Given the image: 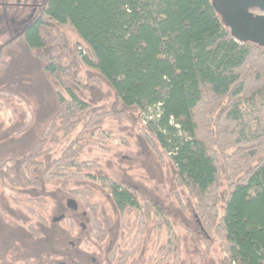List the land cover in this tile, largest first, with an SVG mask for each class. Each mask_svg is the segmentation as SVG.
Segmentation results:
<instances>
[{"label":"trees","instance_id":"trees-1","mask_svg":"<svg viewBox=\"0 0 264 264\" xmlns=\"http://www.w3.org/2000/svg\"><path fill=\"white\" fill-rule=\"evenodd\" d=\"M32 2L27 16H13V46L1 47L0 77L9 67L5 51H20L22 43L52 91L54 112L24 158H0V187L37 191L39 169L44 186L77 203L76 213L57 211L65 216L60 223L75 224L77 214L83 220L85 213L87 232L103 241L106 231L91 201L97 188L120 220L131 213L142 227L156 215L157 229L171 237L162 207L141 205L132 188L92 175L95 164L81 159L88 146L102 151L109 144L126 145L103 129L107 117L153 110L154 118L140 127L141 138L169 160L177 185L194 200L198 233L218 241L222 264H264V48L237 42L213 0ZM77 47L87 55H73ZM91 85H105L118 111L90 104L85 96ZM10 101H18L25 116L8 139L27 133L35 121L22 96L0 89V103L7 109ZM51 135L72 137L44 166ZM31 212L45 227L41 214Z\"/></svg>","mask_w":264,"mask_h":264},{"label":"rangeland","instance_id":"rangeland-1","mask_svg":"<svg viewBox=\"0 0 264 264\" xmlns=\"http://www.w3.org/2000/svg\"><path fill=\"white\" fill-rule=\"evenodd\" d=\"M68 37L72 40L71 35ZM6 39L7 35L0 38L1 41ZM24 53H22V49L18 52L13 51L11 65L5 74L6 80L0 79V87H7L22 96L30 105L35 121L27 133L8 139L16 127L21 125L25 116L24 109L18 101L8 102L7 109L0 103V158L12 156L19 159L24 158L27 150L37 140L44 123L54 112L52 91L40 74L38 63L32 58L30 59V55H27L26 52ZM71 53L87 55V51L82 47L72 48ZM88 73V71L84 72L83 76L87 77ZM85 98L97 109L109 112L118 111L116 100L105 85L101 89L94 85L89 86L88 95ZM11 113H13V119H11ZM154 114L153 110H149L138 117L136 113L129 111L123 117H107L103 129L124 138L126 145L109 144L102 151L96 147L88 146L84 149L81 159L95 164L96 168L91 170L92 175L107 177L132 188L137 193L141 205H145L149 201L162 207L173 230L179 236H185L187 232L197 234L193 213L194 200L177 185L175 172L169 160L164 156L160 158L141 138L140 127L142 124L144 125L143 121L154 118ZM69 138L49 136L46 148H50V151L41 158L44 166H47L51 159L60 154ZM40 176L41 171L36 169L34 177L40 184L37 191H13L9 185L0 187V264H13L11 259L13 250L37 252L43 255V258L44 250L49 251L46 254H50V251L58 248L53 241L54 238L60 237L64 233L76 234L81 231L79 223L86 225V221L78 219L80 213L76 216L78 218L75 224L70 219L61 223L52 222L53 218L59 217L57 211L64 208L66 199L70 197L62 194L54 186H44L40 181ZM86 184L92 186V184ZM94 186L96 187V185ZM75 188H79V186H75ZM225 189V184L222 183L221 194L225 192ZM93 190L95 195L91 201L97 206L98 219L107 231L112 234H121L123 236L121 241L125 242L121 248H127L131 237L125 238L124 235L135 234L134 224L137 217L130 213L122 216L120 220L113 211L106 193L97 188ZM32 210L37 211L45 219V227H41L37 223L31 214ZM143 220H140L141 224ZM158 222L156 215H152L150 220L144 221L142 228L146 234L162 233L163 242L166 230L163 227L158 230ZM29 226H33L37 233H31L28 229ZM68 247L65 246V248ZM148 247L152 248V245H148ZM209 251V259H214L216 264H222L223 257L218 241L209 242ZM4 254L5 259L2 256Z\"/></svg>","mask_w":264,"mask_h":264},{"label":"flooded vegetation","instance_id":"flooded-vegetation-1","mask_svg":"<svg viewBox=\"0 0 264 264\" xmlns=\"http://www.w3.org/2000/svg\"><path fill=\"white\" fill-rule=\"evenodd\" d=\"M19 1L23 5H19L17 0H0V38L7 35L5 41L0 40V50L2 45L13 46V16L24 18L33 5L32 0ZM256 3L259 6L248 8L247 13L254 17H264L263 5ZM19 49H22V53L25 54L26 50L22 43L19 44ZM5 57L10 66L13 49L8 48L5 51ZM7 71L1 75L0 79L6 78ZM0 89L11 91L7 87H0ZM110 205L112 207L111 202ZM64 211L70 210L64 206L60 213ZM81 218L86 221V214L82 213ZM75 222L77 223V219ZM79 227L81 231L76 234L64 233L60 237L54 238L53 241L58 248H54L50 254H46L49 251L44 250L43 258V255L37 252L13 250L11 258L13 264H216L214 259H209L210 240L201 233L187 232L185 236L181 237L174 231V235H171L172 238L165 234L162 242V233L146 234L143 232L144 228L135 223V234L124 235L125 238L131 237V239L127 248H121V245H125V242L121 241L123 239L121 234H112L103 226L106 231L105 239L98 241L95 233L87 232L85 224L79 223ZM148 245H152V248H149ZM65 246L69 247L65 248ZM2 256L5 259V254Z\"/></svg>","mask_w":264,"mask_h":264},{"label":"water","instance_id":"water-1","mask_svg":"<svg viewBox=\"0 0 264 264\" xmlns=\"http://www.w3.org/2000/svg\"><path fill=\"white\" fill-rule=\"evenodd\" d=\"M256 2L264 7V0ZM256 2L255 0H213V6L237 42H247L264 48V17H254L247 13L248 8L259 6ZM65 206L73 212L78 210L77 203L72 198L66 200ZM63 217L53 218L52 222L57 223Z\"/></svg>","mask_w":264,"mask_h":264}]
</instances>
